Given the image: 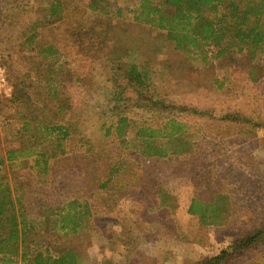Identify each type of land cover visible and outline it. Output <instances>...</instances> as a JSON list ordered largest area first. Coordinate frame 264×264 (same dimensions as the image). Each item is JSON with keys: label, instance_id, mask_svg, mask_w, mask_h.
<instances>
[{"label": "trees", "instance_id": "trees-1", "mask_svg": "<svg viewBox=\"0 0 264 264\" xmlns=\"http://www.w3.org/2000/svg\"><path fill=\"white\" fill-rule=\"evenodd\" d=\"M81 2L80 7L73 0H35L28 8L17 5L24 13H32L33 9L37 14L18 16L17 20L21 28L18 33L20 60L28 59L26 73L15 74L12 56H9L11 61H6L15 90L8 101L0 102V109L9 103L20 116V125L14 135L19 137L21 144L9 147L5 157H0V264H83L74 240L90 228L95 218L90 200L76 193L73 189L76 182L69 185V191L54 195L57 200L52 199V192L44 190V183L40 185L42 190L34 191L27 176L32 171L39 178L48 176L50 158L64 156L69 159V149L66 150L65 145L80 136L71 96L61 95V86L65 82L61 74L65 73L64 65L71 59L69 49L75 50L81 61H86L90 59L91 51L105 47L104 42L110 34L118 44L122 43V39L118 40V32L111 28L113 18H117L137 28L164 31L176 49L192 53L204 63H209L211 57L223 61L236 54H244L248 61H253L264 54V0H135L128 9L131 18L125 17L124 8L117 0ZM87 11L104 17L100 29L88 28L87 23L79 18L80 13ZM12 21H16V17L11 18L10 14L3 18L7 25L11 26ZM60 23L65 25L66 32L60 30ZM66 35L69 47L63 44ZM118 48H114V57L105 59L110 81L109 109L106 121L95 127L102 132L106 143L115 145L119 141L125 154L116 157L107 167V175L99 180L97 187L112 188L114 194L123 196L134 193L140 198L145 189L155 190L157 187L154 202L165 206L169 197L159 188L151 170L147 172L146 169L144 177L139 178L142 191L135 188L125 190V185L115 179H123L125 173L137 177L135 160L150 163L175 156L188 167L194 166L201 186L191 200L189 214L205 226L228 224L241 205V198L233 191L232 185L241 186L248 179L249 165L240 156L239 163L230 161L224 164L226 154L222 152L223 147L219 146L220 143L214 144L215 158L221 165L214 174L220 183L219 190L209 192L206 187L209 132L207 129L196 130V124L210 122L209 126H216L220 131L229 126L250 132L260 125L264 128L262 115L255 116L250 109L238 104L218 109L206 104L175 101L155 85L148 62H125ZM6 72L9 80L7 69ZM65 74L66 86V83L71 84L72 76ZM75 80L83 85V78ZM33 92L42 98L40 104L34 102L37 97L32 96ZM4 94L0 92V95ZM133 112L141 113L142 120L137 121ZM132 141L134 145H131ZM87 144L88 148L81 156H74L73 152L79 150L71 151L70 156L83 161L87 159V171L94 164V169L99 170L103 156L95 154L90 142ZM107 152L109 155V150ZM29 157L33 158L31 164ZM260 165L258 172L264 175V168ZM4 167L8 174H5ZM21 170L26 171L23 179ZM34 193L39 198L37 201H32L30 196ZM255 222L216 253L203 255L194 264H231L244 258L248 252L264 248V219Z\"/></svg>", "mask_w": 264, "mask_h": 264}, {"label": "rangeland", "instance_id": "rangeland-1", "mask_svg": "<svg viewBox=\"0 0 264 264\" xmlns=\"http://www.w3.org/2000/svg\"><path fill=\"white\" fill-rule=\"evenodd\" d=\"M73 1L78 3L79 7L82 6L81 0ZM134 1L117 0L118 5L124 8L126 18L132 16L128 9L133 6ZM34 2L35 0H0V64L7 67L10 77V89L0 95V102L8 101L15 90L9 64H6V61H11L9 56L15 60L16 75L27 71L25 65H28V59L20 60L21 41L18 33L21 28L17 20L18 16L26 17L37 13L35 14L33 9L32 13H24L17 5L28 8L34 5ZM7 14H10L11 18L16 17L11 26L3 23ZM79 18L85 21L90 29H100L104 23V17L92 11L80 13ZM112 23V31L118 32V40L122 39V43L118 44L116 38L110 34L104 42L105 47L91 51L90 59L86 61H81L72 48L68 50L71 59L63 69L65 73H70L72 78L71 84L66 83L65 86L67 77L64 72L61 74L65 81V88L63 84L61 86V95L71 96L74 115L78 117L80 129V136L67 141L65 145V149H69V159L64 156L50 158L51 170L48 176L39 178L33 171L27 176L32 181L34 191L42 190L40 185L44 183V190L52 192V199L57 200L54 195L69 191V185L76 182L77 185L73 188L76 193L90 200L95 218L92 219L90 228L74 240V245L81 252L83 264H194L203 255L216 253L228 242L245 233L250 226L256 224L255 221H263L264 175L258 172L257 167L261 163L260 166L264 168V128L260 125L253 131L243 132L238 127L226 126L221 128L226 130L220 131L216 126H209L210 122L196 124V130L207 129L211 141L207 143L209 163L206 165V187L209 192L219 190L220 183L214 174L221 166L215 158L214 144L220 143L219 146L223 147L222 152L226 154L224 164L230 161L239 163L238 158L244 157L243 162L249 165L248 179H245L241 186H233L236 183L232 185L233 191L235 190L241 198V205L236 216L223 226L202 225L189 214L191 200L201 186L197 173L193 170L194 166L188 167L175 156L166 161L150 163L135 160L137 177L125 173L123 179H115L125 185V190L135 188L136 191H142V183L138 184L139 178L144 177L146 169L147 172L151 170L155 182L169 197L165 206L154 202V194L159 190L157 187L155 190L145 189L141 198L134 193L123 196L114 194L112 188H99L97 184L100 179L106 177L107 167L116 157L125 154L119 141H116L115 145L106 143L102 132L95 127L106 121L109 109L107 98L110 81L105 70L108 64L105 59L107 56L114 57V48L119 46L123 61L140 64L148 62L152 68L155 85L166 91L173 100L196 105L206 104L218 109L238 104L250 109L255 116L262 115L264 121V54H260L253 61H248L244 54H236L223 61L211 57L209 63H204L192 53L176 49L174 42L167 38L164 31L137 28L117 18H113ZM59 26L60 30L66 32L63 23ZM67 39L66 35L64 46H68ZM76 78H83V85H79ZM32 96H36V92H33ZM34 102L40 104L42 98L37 97ZM54 104L55 101L52 106ZM132 115H135L137 121L142 120L141 113L133 112ZM19 121L20 116L15 108L9 103L2 106L0 157H5L9 147L20 146L21 140L14 135L20 125ZM87 142L92 144L95 154L103 156L98 165L99 170L94 169V164L90 165V170L87 171V159L83 161L70 156L71 151L76 150L79 152H73L74 156H81L88 148ZM131 145H134L133 141ZM107 157L110 159L106 160ZM32 159L29 157V164ZM132 164L134 167V163ZM4 172L8 174L5 167ZM21 173L22 179L25 178L26 171L21 170ZM238 182H241V178H238ZM30 196L32 201L39 199L35 193ZM34 205L32 204L33 207ZM263 251L264 248H259L248 252L246 257L231 264H242L243 261L248 264H262Z\"/></svg>", "mask_w": 264, "mask_h": 264}, {"label": "built area", "instance_id": "built-area-1", "mask_svg": "<svg viewBox=\"0 0 264 264\" xmlns=\"http://www.w3.org/2000/svg\"><path fill=\"white\" fill-rule=\"evenodd\" d=\"M10 89L7 77L6 68L0 64V92H5Z\"/></svg>", "mask_w": 264, "mask_h": 264}]
</instances>
